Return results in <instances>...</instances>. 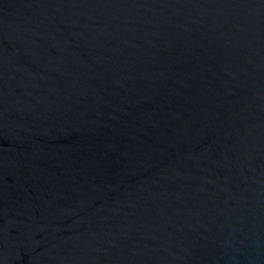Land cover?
<instances>
[{
    "label": "water",
    "instance_id": "water-1",
    "mask_svg": "<svg viewBox=\"0 0 264 264\" xmlns=\"http://www.w3.org/2000/svg\"><path fill=\"white\" fill-rule=\"evenodd\" d=\"M0 264H264V0H0Z\"/></svg>",
    "mask_w": 264,
    "mask_h": 264
}]
</instances>
